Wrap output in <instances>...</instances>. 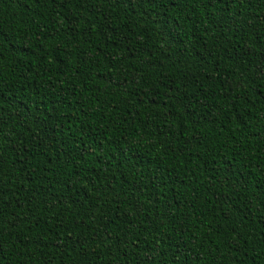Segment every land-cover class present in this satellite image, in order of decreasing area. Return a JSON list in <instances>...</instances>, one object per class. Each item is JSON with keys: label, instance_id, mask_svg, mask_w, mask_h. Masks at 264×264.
I'll list each match as a JSON object with an SVG mask.
<instances>
[{"label": "trees", "instance_id": "trees-1", "mask_svg": "<svg viewBox=\"0 0 264 264\" xmlns=\"http://www.w3.org/2000/svg\"><path fill=\"white\" fill-rule=\"evenodd\" d=\"M261 65L264 0H0V264H264Z\"/></svg>", "mask_w": 264, "mask_h": 264}, {"label": "snow or ice", "instance_id": "snow-or-ice-1", "mask_svg": "<svg viewBox=\"0 0 264 264\" xmlns=\"http://www.w3.org/2000/svg\"><path fill=\"white\" fill-rule=\"evenodd\" d=\"M142 2H148V3L155 4L156 0H137V3H142ZM160 2L162 3L163 0H160ZM261 76H264V65H261L257 70V78ZM149 255H151V252H149Z\"/></svg>", "mask_w": 264, "mask_h": 264}]
</instances>
